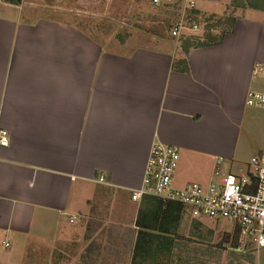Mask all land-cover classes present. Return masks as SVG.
Returning <instances> with one entry per match:
<instances>
[{
  "label": "crops",
  "instance_id": "obj_1",
  "mask_svg": "<svg viewBox=\"0 0 264 264\" xmlns=\"http://www.w3.org/2000/svg\"><path fill=\"white\" fill-rule=\"evenodd\" d=\"M27 10L0 2V264H25L30 246L66 245L72 233L87 261L131 264L122 247L104 248L137 231L131 195L154 145L179 150L175 187L231 174L238 148L264 152V108L246 104L264 69V11L237 10L222 44L186 55L179 42L115 44Z\"/></svg>",
  "mask_w": 264,
  "mask_h": 264
},
{
  "label": "rangeland",
  "instance_id": "obj_2",
  "mask_svg": "<svg viewBox=\"0 0 264 264\" xmlns=\"http://www.w3.org/2000/svg\"><path fill=\"white\" fill-rule=\"evenodd\" d=\"M194 1L196 8L193 10L186 8L185 3H182V1L164 6H155L153 0H25V7L28 9L27 11L37 13L39 16H50V14L66 15L68 17L63 19L71 20L73 18V22L85 27L94 38L99 40L106 39L115 44H141L151 41L154 37L171 42L175 41L177 44L179 42L180 44L181 40L174 38L171 34L173 28L180 20L184 19L188 27H191L192 24H199L202 27L200 32L193 34V32L187 31L186 34L199 35L197 37H200L203 35L204 26L201 24L203 20L213 17L214 21H217L222 18L227 19L233 14L232 0ZM196 11L199 13L196 14ZM235 14L238 13L236 12ZM220 32L221 29L214 30L215 34ZM261 82L254 81L253 90L264 91L261 85L263 82ZM238 152L237 159L230 166V173L233 175L239 173L238 169L241 163V167L247 164L250 165L252 157V152L249 150L240 152L238 148ZM192 182L197 181L192 180ZM191 220L188 216L186 223L181 227L180 234L185 238H190L192 235ZM203 225L202 231L204 234L206 231L211 230L214 232V236L208 243L207 241L199 240L200 238H195L196 247L203 246L206 248L210 244L215 251L221 252L222 257L219 264H228L229 256L232 253L241 256L233 250L234 246L231 243L223 242L225 235L233 233L234 224L223 220L221 222L206 221ZM71 236L74 242L69 243L70 240H68L66 245H49L50 247L46 245L41 247L40 251L30 246L25 256V264H96L94 261H84L83 259V253L86 249L82 241L83 237L81 239L80 235L76 236L74 233ZM85 238L86 235L84 236ZM78 239H81L80 243L77 242ZM119 239L121 243V238ZM220 243L223 244L218 249L217 247L219 246L217 245ZM246 248L252 250L251 264H264V248L259 253H257L251 243L247 244ZM83 249L84 251L81 253ZM119 250L121 249L119 248ZM107 256L105 252V257ZM128 256L129 253L126 255L127 259ZM245 257L247 256H241L243 258L240 259L241 264H248L247 261L245 262ZM98 264H107V261L101 262L99 260Z\"/></svg>",
  "mask_w": 264,
  "mask_h": 264
},
{
  "label": "built area",
  "instance_id": "obj_3",
  "mask_svg": "<svg viewBox=\"0 0 264 264\" xmlns=\"http://www.w3.org/2000/svg\"><path fill=\"white\" fill-rule=\"evenodd\" d=\"M182 1L186 8H196L194 0H153L155 6ZM199 24L188 27L184 19L172 30V36L181 39L187 31L200 32ZM254 77L264 84V69H257ZM246 104L264 108V91L249 92ZM9 135L0 129V145L8 147ZM180 162L176 147L163 144L153 146L146 167L143 185L134 190L131 200L140 204L144 197H153L166 203L183 206L187 216L199 222L229 221L242 230V239L234 247L237 253L247 252L251 243L257 253L264 248V152L251 158L249 168L241 169L237 175L227 174L213 179L208 185L188 183L183 187L174 186V177ZM99 183L105 178L100 177Z\"/></svg>",
  "mask_w": 264,
  "mask_h": 264
},
{
  "label": "trees",
  "instance_id": "obj_4",
  "mask_svg": "<svg viewBox=\"0 0 264 264\" xmlns=\"http://www.w3.org/2000/svg\"><path fill=\"white\" fill-rule=\"evenodd\" d=\"M218 1V0H211ZM3 3L18 6L21 0H2ZM231 7L233 14L227 19L222 18L214 21L213 17H208L201 20L203 24V35L197 37L188 35L181 37V46L184 53L187 55L190 50L218 46L222 44L224 36L232 33L237 18L234 16L237 10L240 9H255L264 11V0H232ZM199 13L196 11V14ZM221 29L219 34H215L214 30ZM177 67L184 66L187 69V60L180 61L176 64ZM187 215L183 206L176 203H166L162 200L153 197H144L139 204L138 214L135 222L137 231L130 228L124 229V233L119 234L121 243L112 241L109 246L104 248V252L110 253L115 247H123V251L119 254L132 255L131 264H219L222 253L215 251L212 246L204 248L196 247L195 238L199 240L210 241L214 232L206 231V235L202 231L203 223L191 220L192 235L190 238H185L180 234L182 225L186 223ZM122 227H113V229ZM112 234L111 229L108 231ZM104 234L105 231L103 232ZM102 233V234H103ZM99 234L87 248V254L92 255V252L97 248L101 253L102 243L99 240L103 239V235ZM136 235V237H135ZM93 233L88 234L87 239H91ZM193 238V239H192ZM209 239V240H207ZM242 239V230L238 226H234L232 234L224 236L223 242L231 243L236 247ZM223 243H220L218 249ZM233 247V248H234ZM114 253V251H112ZM84 261L86 260L84 256ZM241 256L230 254L228 264H241ZM245 262H252V256L245 257Z\"/></svg>",
  "mask_w": 264,
  "mask_h": 264
}]
</instances>
